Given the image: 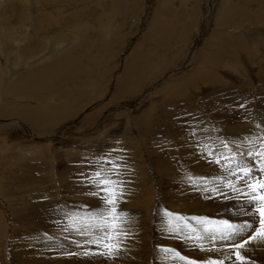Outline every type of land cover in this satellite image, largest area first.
I'll use <instances>...</instances> for the list:
<instances>
[{
  "label": "rangeland",
  "instance_id": "1",
  "mask_svg": "<svg viewBox=\"0 0 264 264\" xmlns=\"http://www.w3.org/2000/svg\"><path fill=\"white\" fill-rule=\"evenodd\" d=\"M21 1L0 0V29L8 28L10 32L14 30L18 33H21L19 31L28 33L22 29L26 24L24 21L26 14L30 17L32 11L35 13L33 9L35 0L27 4L28 10H23ZM36 1L39 2L38 8H40L36 16L40 20H42L39 17L41 14L47 15L54 12L56 16L48 17L46 21L52 20L50 24H53V28H61L62 31L74 30L76 32L77 30L78 40L76 47L74 49L71 47V50H74L70 60L72 62L70 65L61 66L68 70L64 72L61 70L62 74L59 75L53 73L48 77L43 76L37 79L36 83H41L42 89L32 92L23 101L7 98L3 94L6 90L8 93L9 89L5 87V80L2 78L6 63L0 58V85L3 84L0 86V97L5 100L0 102V110H3V113L0 112V189L2 191L0 220L5 225L3 226L4 236L0 235V264H17L16 252L21 253L26 247L34 248L33 244L30 245L34 241V236L38 234L45 236L46 234L41 227L44 216L59 215L63 213V209L68 212L72 210L71 212L88 214L97 202L106 203L114 199L135 205L132 201L138 199L131 193L134 177L137 178V175H134L135 165L138 166L140 172L142 164L148 179L153 182L155 190L153 221L160 220L164 213H178L179 218H183L186 222L195 219L217 223L223 222L226 216L235 214L236 210L238 212L243 210L246 204L252 205L249 197L247 199L246 196L251 195L254 200L261 190L255 189L251 192L252 194L248 195L237 190L239 188L237 185L249 180L254 181L258 187L264 183L260 153L254 152L264 147V120L259 110L254 107L251 111L252 128L247 136L242 140H228L223 137L225 140L219 147L217 161L214 162L217 173L212 178L206 177L207 181L211 179L210 184L205 177H200L199 180L197 179L200 182L195 185L194 179L199 176L196 177L199 172L193 170L188 176H180L179 172L182 173V171L175 169L168 174L164 173L163 178L162 174H159L150 163V161L153 162L150 155L154 150L158 151L157 155H159L160 147H169L168 145L173 144L171 141L154 142L153 139L158 138L154 134L163 127L170 131L169 125L172 124L173 129H178L181 122L190 119L188 110L205 115L206 112H212L210 104H217L220 107L223 103L219 102V99L238 92L247 96L249 108L257 107L264 99L262 96L264 94L263 46L258 51L259 55L252 58L253 62H249V56L246 55L252 51L251 48L247 47L249 51L243 53L242 56L237 55L238 63L241 64V67L239 65L241 76H238L237 72L236 77L221 78L219 83H209L208 86L199 88L198 91H186L187 97L158 103L161 101V92L165 86L179 81L185 75L192 74L194 59L201 54L213 33L223 32L220 28L225 26L226 31L231 28L232 34L238 37L242 36L243 31L246 34L245 28L250 25L252 29L260 28L261 31L254 30L253 32H261L260 37L263 38L264 0H231V8L228 7V10L236 14L235 19L232 21L233 17L232 19L228 17L224 25L218 28L215 20L223 0ZM70 1H74V5L71 6ZM156 15L158 19L154 18ZM258 23L260 26H256ZM152 25L154 29L151 28ZM234 27L240 30L235 32ZM47 29L45 25L37 32L34 30L29 32L32 42L31 46L25 47V50L36 47L35 41L38 40L36 34L46 37ZM149 29L150 33H148ZM1 33L4 34V31H0ZM5 35L8 36V30ZM263 40L264 38L261 41ZM21 52L19 56L23 58L24 54ZM208 52L215 54L213 48H209ZM134 57L139 58L133 65L129 62ZM40 60L41 56L32 61ZM50 62L38 64L35 68L39 66L40 69ZM140 62H145L147 68L142 71L139 69L136 77L131 69L142 66ZM156 68L158 72L154 71ZM232 70L237 71L238 69L232 67ZM73 71L78 74L73 76ZM132 79L135 84L133 89L130 88ZM7 99L11 103L6 102ZM38 101H41L42 106L46 108L47 114H44L48 116L49 113H56L55 116H60L56 124H49L51 126L48 125L46 128L45 126L39 127L40 129L33 128L29 119L31 116L29 111L36 107ZM222 107L224 109L222 114L228 115L234 113V110L244 108L240 106L235 109L231 104ZM229 109L232 112H229ZM10 111L17 112L18 115ZM19 113L26 116L21 117ZM140 113L142 115H139ZM215 117L211 115L209 121L206 122V128L196 131V134L225 135L230 133L229 129L220 126L219 120ZM127 124L130 126L128 128H131V135L129 129L126 128ZM183 125L187 129L195 127L190 121L183 122ZM111 136L115 138L109 141ZM75 142L86 143L88 149L85 152L79 149H67L70 143ZM12 145L15 148L9 152ZM173 152H176V148ZM172 157L173 161H171L174 162L175 154ZM209 157H213L212 151ZM249 167H257L259 173L253 175ZM83 169H86L88 176L90 173L98 176L100 180H87V183H84L83 177H80ZM102 175H111L116 179L102 178ZM111 181L118 186L122 185L120 190L123 192H117L118 195L111 192L109 190ZM195 186L199 189L205 186L211 189L215 193L214 197H210L212 201H216L220 194L229 190L232 193L236 192L237 195L222 197L220 204L222 202V205H228L218 207L219 209H214V211L207 209L206 206H199L201 201L197 200L196 204L199 208H196L194 212L191 211L192 203L186 201V198L194 195L191 189ZM164 189L171 190L173 194H167L164 196L166 198H163ZM171 199L177 203L169 206L167 200ZM192 207L195 208L193 205ZM259 209L261 210V207ZM243 211L251 213L248 216L252 215L250 219H247L250 220V228H245L247 238L256 235L258 230L264 232V222L259 223V218L262 217L253 215L260 211L258 209ZM65 222L66 225L72 226L71 231L61 232L62 235L57 238L56 235L50 233L45 241L57 242L58 240L59 243L66 245L71 241L69 247H75L72 244L74 238L72 240L71 238L83 234L79 231L75 232V220L71 223ZM164 226H157L153 222L147 226L151 229L152 238L157 236L158 240L163 241L157 245V240L154 246L157 254L173 249L166 243L168 228ZM232 226L236 225L232 224ZM93 228L94 231L99 229L95 226ZM187 229L189 233L194 227ZM58 231H60L59 228ZM205 231H209V228ZM129 238L132 240L133 237ZM65 251L64 247L60 255L71 259L74 253H71V250ZM160 263L166 264L164 261Z\"/></svg>",
  "mask_w": 264,
  "mask_h": 264
},
{
  "label": "bare ground",
  "instance_id": "2",
  "mask_svg": "<svg viewBox=\"0 0 264 264\" xmlns=\"http://www.w3.org/2000/svg\"><path fill=\"white\" fill-rule=\"evenodd\" d=\"M31 1L33 0L21 1V7L23 8V10H28L27 4L29 5ZM54 3H56V1ZM74 3L75 2L72 1L70 3L71 6L74 5ZM33 5L35 13H33L32 10L31 13L28 11L30 13V17L27 16L29 14H26V19L24 20L26 24L22 29L24 30V32L27 31L28 33L25 34L23 33V31H19L21 33H18L14 30L10 32V29L8 28L0 29V31H4V34H0V58L1 61H4L6 63L4 67L5 73L2 78H4L5 80V87L9 89L8 93H6L8 91L6 90L3 94L7 98L11 97L16 101H23L24 98H27L29 95L32 94V92H38L42 89L43 85L41 83H36L38 81L37 79H41L43 78V76L48 77L53 73H55V75H59L60 73L62 74L64 70H68L61 66L65 64L70 65V63L72 62L70 60L74 50H71V47H73L74 49V47H76L77 45L76 41L78 40V37L76 35L77 30L76 32L74 30L62 31L61 28H53V24H50L52 23V20L48 19L49 21H46V18L56 16V14H53L54 12H51L47 15L41 14V16L39 17H41L42 20H40V18L36 16L40 11V8H38L39 2L35 0ZM230 6L231 0H223L215 20V22H217V28L223 26L224 22L227 20L228 17H233V19L231 18L232 21L235 19L236 14H233L232 10H228V7L231 8ZM24 13H20V15H24ZM154 18H157V15ZM37 23H39L40 25ZM45 25L48 28V35L45 37L44 35H39L37 33L36 35L38 40L35 41L36 47L30 50L27 49L28 51L25 50V47L28 48V45H30L32 42V38L30 37L29 32L33 30L37 32L43 29ZM258 25L259 23L256 26ZM249 26L245 28L246 34L243 33V31L241 34L242 36L238 37L232 34L233 30L231 31V28H229L230 30L228 31L224 30L225 26L220 28V30L223 32L213 33L211 35V40L205 44V48H203L201 54H199V56L194 59V68L192 74L185 75L179 81L165 86V88L161 92V101H158V103H162V101L165 100H173L184 97L187 95L186 91H198L199 88H204L206 85L208 86L209 83H219V79L221 78H227L228 76L236 77L237 72L238 76H241L239 73V65L241 67V64L238 63L237 55L242 56L243 53L248 52V49L251 48L252 51H249L246 55L249 56V62H253L252 58H255L256 55H259L258 51L260 47L264 46V40L261 41L264 37H260L261 32H253L254 30L261 31V29L257 27H254V29H252ZM34 27H37L39 29H35ZM151 28L154 29V26L152 25ZM234 29L235 32L236 30H240L237 27H234ZM7 30L8 36L6 37L5 32ZM148 33H150V29ZM248 36L250 37L249 39ZM23 47L24 51H22ZM209 48L214 49L216 54H214L215 56L208 52ZM20 52L24 54L23 58L19 56ZM208 55H210V57H207ZM39 56H41L40 61H32L36 60ZM138 58L134 57L133 60L129 63L135 64ZM46 61L51 62L42 66L40 69L39 66L38 68H35L38 64L40 65L42 63H45ZM140 64L143 65L138 68L135 67L131 69L133 70L132 72H134L135 76L137 74L136 72H139V69H141L142 71L147 68L145 62H140ZM232 67L238 70L233 71ZM154 71L158 72V69L156 68V70ZM77 74L78 73H75V71L72 72L73 76ZM134 79H132V81L130 82L131 87L129 86L132 89L135 86V84H133ZM262 96H264V94ZM248 100L249 99H247V96L239 92L232 95H225L224 97L219 99L218 101L223 103V105L225 106H229L231 104V106L235 107V109L236 107L240 108V106L244 107L241 110H234V113H230V115L226 113L222 114V111L224 110L222 107L223 105L218 107L219 105L217 106V104L209 105L211 111L213 113L215 112L216 114H213L212 112H206L207 114L204 113L205 115L202 114V116L197 112H192L191 110L186 109L189 111L188 114H190V119H187L183 122H193L195 125L193 129H187L183 125V122H181V126H179L178 129H173V124L171 126L169 125L170 131H167L165 127H160L162 130L160 129V131L154 134V136H157L158 138H154L153 136L154 142L171 141L173 144H171V146L168 145L169 147H160L159 149L161 150V153L159 155H157L159 152L153 149L154 151H152V154L150 155L153 159V162L150 161V163L155 167L154 169H156L159 174H162L161 177H163L164 173L168 174L169 172L174 171L175 169H179L182 171V173L179 172L180 176H188L192 170L195 172H199L196 174V177L198 175L199 176L195 178L196 180L194 179L195 185H197L196 183L200 182L198 181L200 177H205L206 181V177L212 178L214 174L217 173L215 169L216 165L214 162L217 161V153L219 151V147L223 144V141L225 140L223 137H226V139L228 140H242L243 137L247 136V134L251 132L252 128L251 111L253 107L259 110L261 117L264 120V99L261 101L260 104H258L257 107L252 106L250 108L247 105ZM1 101H5L3 97H0V102ZM6 102H10V100L7 99ZM0 112L3 113V110H0ZM10 112L12 114L18 115L17 112ZM229 112L232 111L229 109ZM29 113L31 114V116L29 117L31 124L33 125V128L36 129H40L42 128V126H45L46 128L49 124H56L59 121L60 117L58 115L55 116L56 113H49L50 115L47 116L46 108L42 106L41 101H38L36 107L33 110L29 111ZM143 113L146 114L147 112ZM43 114L45 116H43ZM139 115L142 114L140 113ZM211 115L216 116L215 118L219 120V124L222 128L229 129V131L231 132L225 135L196 134V131L204 130L206 128V122L209 121ZM20 116L24 117L26 115L20 114ZM128 127L130 126L127 124L126 128ZM130 131L131 128L129 129V133L131 135ZM115 136L109 137L108 140L112 141ZM69 145L70 146L67 149H79L84 152L86 149H88L87 144L84 142H75L70 143ZM82 146L83 148H81ZM12 148L15 147H13L12 145V147H10L9 152L13 151ZM175 148L176 152H173ZM211 151L213 153L212 158L209 157ZM254 152L260 153V165L263 168L264 173V147L256 149ZM174 154L176 158H174L175 160L174 162H172V156ZM141 165L140 172L138 170V166H134V175H137V178L134 177L131 186V193L135 195V197L138 199L132 201L135 205H129V203L127 202L114 199L106 203L97 202L93 205V210L88 214L85 212H71L72 210H69L68 212L66 211V209H63V213L59 215L44 216V222L41 227L43 231L46 232L45 236H42L41 234L35 235L34 241L30 243V245H34L33 249H29L26 247L25 250L21 253L16 252L15 256H17L18 261L16 263L159 264L160 262L164 261V263L166 264H264V232L258 230L256 232V235H252L251 238H247L246 229L250 228V220L247 219H250L252 215L248 216L251 213L243 211L247 209H258L260 212L258 214L256 213L253 215H258L259 217L264 218V183H261V186L259 187L256 186L255 182L251 180L239 183L237 185L239 186L237 190L241 191V193L249 195L255 189H260L261 191H258L261 193L258 195L256 194L258 197H256V199L254 200L251 195L246 196L247 199L249 197V201L250 203H252V205L246 204V207L243 206V210H240L239 212L236 210L235 214L230 216L228 215V217L226 216V219L223 220L224 223L220 221L217 223H209V221L207 223L205 221L203 222L202 220L196 221L195 219L186 222V220H184L183 218H179L178 213H164L163 217H161L160 220L157 219L153 221L152 210L154 208L155 190L154 186L152 185L153 182H151V179H148L147 174L145 173V170H143ZM256 168H250L253 175L259 173L258 168L256 171H254ZM231 171L235 172L233 170ZM80 177H83L84 183H87V180H100L98 179V176L92 175L90 173L88 176L86 169L82 172V175ZM105 177H110V179H116L114 178V176L111 175H105L102 178ZM207 182L208 184H210L209 182H211V179ZM101 183L104 184L103 181H101ZM121 186H118L113 181H111V184L109 185V190L117 194V192L121 191ZM167 190L164 189L162 191L163 198H166L164 196H167V194L171 193V190H168L169 192H167ZM191 190L194 195L191 197L184 198H186V201H188L189 203H192L191 211L194 212L196 211V208H199L196 204L197 200L201 201L198 204L199 206H206L208 207L207 209L214 211V209L218 210V207L228 205H222V202L220 204V199L222 197H230L236 194V192L232 193L229 192V190L225 193L220 194V197L216 201H212L210 200V197H214L215 193L208 187L205 186L204 188L199 189L195 186ZM1 195L2 191L0 189V196ZM167 201L169 206L177 203V201H172V199ZM230 204L231 203L229 202V205ZM192 205L195 208H193ZM258 206L261 207V210ZM262 218H259V223L261 224L264 222V219ZM72 220H75L76 222L75 232L79 231L83 234L76 235L71 238V240L74 238L72 244L75 245V247H69L71 241L70 243H67V245L59 243L58 240L57 242L45 241L48 239L47 236L50 235V233L56 235L57 238L59 235H62L61 232L71 231L72 226L66 225L67 223L65 221L71 223ZM151 222H153L157 226L161 225L163 227V225H165L164 227L168 228V231L166 232V243L171 245V248H173L174 250L172 249L171 251L170 249H166L169 252L163 251L157 254V249L154 246L158 240V237L155 236L154 238H152L150 235L151 229L147 227L150 225ZM225 222L227 223V226ZM232 224H235L236 226H232ZM244 225L246 226L244 227ZM3 226L5 225H3L0 220L1 237L5 234ZM39 226L40 225H38V227ZM94 226L99 228L97 229L98 231H94ZM191 226H193L194 229L190 230V232L187 233V228ZM213 227H215V229H213ZM58 228L60 229V231H58ZM208 228L209 231H205ZM67 236L71 237V235ZM129 237H133L132 240ZM212 241H214V243H212ZM162 242V240H158L157 245H160ZM56 244L58 245L56 246ZM64 247L66 251L71 250V253H74V256H71V259L60 255V251H63ZM220 247L225 249H221ZM188 260H190L189 263Z\"/></svg>",
  "mask_w": 264,
  "mask_h": 264
}]
</instances>
